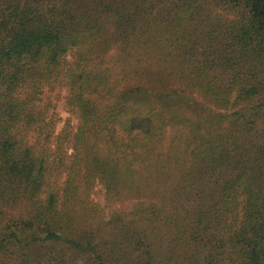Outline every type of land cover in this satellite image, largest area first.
I'll use <instances>...</instances> for the list:
<instances>
[{
    "label": "trees",
    "instance_id": "16d2710c",
    "mask_svg": "<svg viewBox=\"0 0 264 264\" xmlns=\"http://www.w3.org/2000/svg\"><path fill=\"white\" fill-rule=\"evenodd\" d=\"M0 264H264V0H0Z\"/></svg>",
    "mask_w": 264,
    "mask_h": 264
},
{
    "label": "rangeland",
    "instance_id": "374dc122",
    "mask_svg": "<svg viewBox=\"0 0 264 264\" xmlns=\"http://www.w3.org/2000/svg\"><path fill=\"white\" fill-rule=\"evenodd\" d=\"M46 97L49 98L50 103L55 107L54 110L57 113L58 118L60 119L57 130L61 129L68 119L71 122H73V120L70 118L69 114L66 112L64 108V97H65L64 90L61 91L57 90V92H54L50 95H46ZM94 200H96L97 202H101L100 191L97 192V195L96 194L94 195Z\"/></svg>",
    "mask_w": 264,
    "mask_h": 264
}]
</instances>
